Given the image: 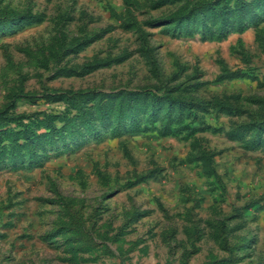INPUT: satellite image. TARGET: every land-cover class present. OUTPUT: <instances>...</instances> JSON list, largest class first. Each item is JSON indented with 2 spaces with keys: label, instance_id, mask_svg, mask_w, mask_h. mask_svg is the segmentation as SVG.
I'll use <instances>...</instances> for the list:
<instances>
[{
  "label": "rangeland",
  "instance_id": "rangeland-1",
  "mask_svg": "<svg viewBox=\"0 0 264 264\" xmlns=\"http://www.w3.org/2000/svg\"><path fill=\"white\" fill-rule=\"evenodd\" d=\"M263 121L264 0H0V264H264Z\"/></svg>",
  "mask_w": 264,
  "mask_h": 264
},
{
  "label": "trees",
  "instance_id": "trees-1",
  "mask_svg": "<svg viewBox=\"0 0 264 264\" xmlns=\"http://www.w3.org/2000/svg\"><path fill=\"white\" fill-rule=\"evenodd\" d=\"M215 2H213V3H210V5L209 6H211V5H214V7H210V9H211V11L214 13V14H216L217 15V17H220L221 15H222V13H223V11L224 10H228L229 8H227V7H229V6H227V7H222V4L220 5L219 3L217 4V5H215L214 4ZM202 9V8H201ZM199 11V9H196V12H198ZM262 126L264 127V121H263V123H262Z\"/></svg>",
  "mask_w": 264,
  "mask_h": 264
}]
</instances>
